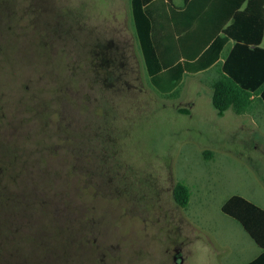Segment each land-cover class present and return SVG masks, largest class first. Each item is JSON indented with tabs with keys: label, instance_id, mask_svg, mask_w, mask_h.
I'll list each match as a JSON object with an SVG mask.
<instances>
[{
	"label": "rangeland",
	"instance_id": "374dc122",
	"mask_svg": "<svg viewBox=\"0 0 264 264\" xmlns=\"http://www.w3.org/2000/svg\"><path fill=\"white\" fill-rule=\"evenodd\" d=\"M131 2L0 0V157L37 158L23 174L35 191L8 195L11 234L27 242L11 264H101L99 252L102 264H170L166 236L183 264H245L259 249L222 208L241 196L264 209V105L219 116V66L160 94ZM178 183L191 197L177 209Z\"/></svg>",
	"mask_w": 264,
	"mask_h": 264
},
{
	"label": "trees",
	"instance_id": "16d2710c",
	"mask_svg": "<svg viewBox=\"0 0 264 264\" xmlns=\"http://www.w3.org/2000/svg\"><path fill=\"white\" fill-rule=\"evenodd\" d=\"M131 6L146 70L160 94L175 96L185 75L219 66L221 78L212 84L219 116L264 105V0H184L183 7L173 0H132ZM174 195L181 207L188 206L186 185L178 183ZM222 211L261 250L248 264H264V209L233 196Z\"/></svg>",
	"mask_w": 264,
	"mask_h": 264
},
{
	"label": "flooded vegetation",
	"instance_id": "af4514ba",
	"mask_svg": "<svg viewBox=\"0 0 264 264\" xmlns=\"http://www.w3.org/2000/svg\"><path fill=\"white\" fill-rule=\"evenodd\" d=\"M68 33V32H66ZM52 35L48 31H44L41 36H39L40 44L48 46L51 43ZM35 155H21L19 157V160H13L11 162L8 161V159L0 157V198H1V204H0V264H11V260L15 259L18 255L16 251L22 247H24L27 242L20 238L21 236H14L11 234L12 231V225L13 220H11L9 215V194L13 193L17 190L18 193L25 192L28 189H31V181L32 177L28 178L29 181H26L24 178H26L24 175H30L32 171H29V167H33V163L36 159L34 158ZM77 161V158L76 160ZM15 162L16 164L19 162L20 168H13V165L11 163ZM31 164V165H30ZM35 171V170H34ZM75 171V170H74ZM79 172H82V175L84 176H91L89 170L81 169L78 170ZM77 172V171H76ZM22 182L27 183L26 185L22 184ZM83 190H89L92 189L91 187L87 189L81 188ZM175 189V188H174ZM35 191V190H33ZM80 193V192H78ZM82 194H93V196H96L100 193V191L93 190L90 192H81ZM158 194V193H156ZM173 199H174V206L178 209L184 208L181 207L177 200L175 199L174 190H173ZM29 225V221L20 223L21 233H23L22 230L26 229V226ZM33 228L35 227V224H32ZM72 228V224L70 225ZM35 230V228H34ZM24 234V233H23ZM22 234V235H23ZM26 235L27 232H26ZM178 240V239H177ZM177 240L169 239L168 236L164 239V245L162 246L163 253H165L167 261L170 264H183V256L181 253V246L179 243H177ZM115 246V245H113ZM102 258L101 264L106 262L107 256L104 253H98L96 256L97 263L98 258Z\"/></svg>",
	"mask_w": 264,
	"mask_h": 264
},
{
	"label": "crops",
	"instance_id": "0c3cea01",
	"mask_svg": "<svg viewBox=\"0 0 264 264\" xmlns=\"http://www.w3.org/2000/svg\"><path fill=\"white\" fill-rule=\"evenodd\" d=\"M173 3H174V0H173ZM175 4V3H174ZM182 4V3H181ZM176 5V4H175ZM177 7H183L184 6V0H183V4L182 5H176ZM230 47H232V45L230 44V45H228V48L227 49H229ZM220 61H223V59H221ZM215 67V66H214ZM214 67H212V68H214ZM212 68H210V69H212ZM209 69V70H210ZM206 71H208V70H206ZM204 72V71H203ZM201 73V72H200ZM186 76V75H185ZM251 238V237H250ZM256 244V243H255ZM259 248V247H258ZM261 254V250L260 249H258V251L257 252H255V255H254V258H252L251 260H249L248 262H246L245 264H248V263H250L251 261H253L254 259H256L259 255Z\"/></svg>",
	"mask_w": 264,
	"mask_h": 264
}]
</instances>
